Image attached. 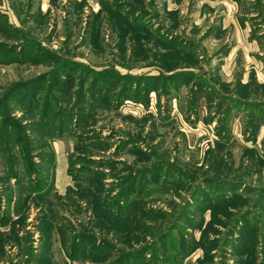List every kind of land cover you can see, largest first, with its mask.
<instances>
[{"label": "rangeland", "instance_id": "1", "mask_svg": "<svg viewBox=\"0 0 264 264\" xmlns=\"http://www.w3.org/2000/svg\"><path fill=\"white\" fill-rule=\"evenodd\" d=\"M243 261L264 264V0H0V264Z\"/></svg>", "mask_w": 264, "mask_h": 264}, {"label": "trees", "instance_id": "2", "mask_svg": "<svg viewBox=\"0 0 264 264\" xmlns=\"http://www.w3.org/2000/svg\"><path fill=\"white\" fill-rule=\"evenodd\" d=\"M54 83L60 85V87H56L57 89H62L63 91H69L71 89V86H72V79L63 80L61 82L56 79L54 81ZM115 85H116V81L115 80L109 82V88H114ZM196 90L199 92L198 88H196ZM202 93L203 92H199L198 96L199 97H207V95L202 94ZM63 125L64 124H61L62 129H63ZM57 228H58V234H59V237H60V241H61V243L63 245H65V243L67 242V240L69 238V231H71V229L69 227L65 226V225H58ZM82 228L86 229V228H84V225H82ZM75 234H76V232H75ZM77 235L79 236L80 234H77ZM80 237H81L80 238L81 240H84L86 236H85V234H82ZM74 243H76V242H74ZM242 264H248V263L243 261Z\"/></svg>", "mask_w": 264, "mask_h": 264}]
</instances>
